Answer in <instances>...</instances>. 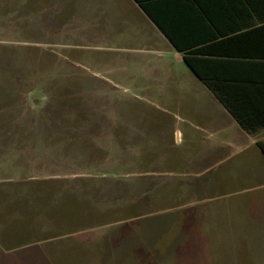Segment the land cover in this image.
I'll use <instances>...</instances> for the list:
<instances>
[{"label": "rangeland", "instance_id": "1", "mask_svg": "<svg viewBox=\"0 0 264 264\" xmlns=\"http://www.w3.org/2000/svg\"><path fill=\"white\" fill-rule=\"evenodd\" d=\"M65 2L0 0V264H264V189L212 166L255 152Z\"/></svg>", "mask_w": 264, "mask_h": 264}, {"label": "crops", "instance_id": "2", "mask_svg": "<svg viewBox=\"0 0 264 264\" xmlns=\"http://www.w3.org/2000/svg\"><path fill=\"white\" fill-rule=\"evenodd\" d=\"M140 1L148 6L168 35L135 0H67L65 3L75 8L78 25L71 22L61 26L78 38L94 40V49L140 54L145 56V63H155L153 80L159 86L179 88L175 93L177 100L190 105L193 115L205 119L206 126L215 134H222V143L228 148L252 150L258 157L233 163L229 158L232 155H227L212 166L228 162V167L242 168L226 171L224 176L236 174L235 179L255 182L243 190L264 189V155L257 145L264 142V127L253 134L243 130L183 59L184 53L195 51L196 56L219 61L211 62L206 69L219 72L222 79H254L261 84L252 88L259 89L254 95L260 94L257 96L260 103L264 100V0ZM169 38L183 51L175 49ZM102 39L113 42L110 46L103 45ZM229 87L238 94L241 91L237 89L244 88ZM260 114L264 116V112Z\"/></svg>", "mask_w": 264, "mask_h": 264}, {"label": "trees", "instance_id": "3", "mask_svg": "<svg viewBox=\"0 0 264 264\" xmlns=\"http://www.w3.org/2000/svg\"><path fill=\"white\" fill-rule=\"evenodd\" d=\"M135 1L139 3L140 7L146 13H148L151 19H153V21H155V23L165 32V34L168 35V32L164 29L162 24H160V22H157L154 15L150 12L148 6L140 0ZM169 39L173 43L175 49H177L178 51H183V48L176 44L173 38ZM183 59L187 66L192 70V72L221 102V104L227 109V111L231 114V116L243 130H245L249 134H253L254 132L264 127V116L260 114V112H264V103H262V101L264 100H260L261 102L259 103L257 101V96H260V94L254 95L255 92L259 91V89H252L259 87L261 85L259 84V82L250 78H240L239 80L222 79L220 78L219 72H213L210 69H206L210 66L209 64H211V62L219 61H211L209 59H204L196 56L195 51L184 53ZM230 85L234 86V88L235 86L244 88L237 89L241 91V93L239 92L238 94V92H232V89L229 87ZM257 145L264 155V142H258ZM141 216V214H133L127 220L139 218ZM78 231H83V229ZM78 231H70V233H76ZM45 240L47 239L41 238L39 240H36L35 242L40 243Z\"/></svg>", "mask_w": 264, "mask_h": 264}]
</instances>
